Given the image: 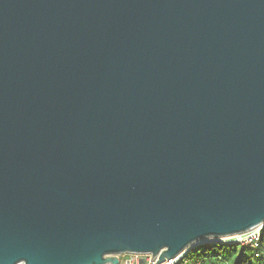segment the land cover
Returning a JSON list of instances; mask_svg holds the SVG:
<instances>
[{"label": "water", "instance_id": "water-1", "mask_svg": "<svg viewBox=\"0 0 264 264\" xmlns=\"http://www.w3.org/2000/svg\"><path fill=\"white\" fill-rule=\"evenodd\" d=\"M261 224L264 0H0V264Z\"/></svg>", "mask_w": 264, "mask_h": 264}, {"label": "built area", "instance_id": "built-area-1", "mask_svg": "<svg viewBox=\"0 0 264 264\" xmlns=\"http://www.w3.org/2000/svg\"><path fill=\"white\" fill-rule=\"evenodd\" d=\"M264 230V224L252 227L244 232L236 233L229 236H223L217 239L207 240L202 243H197L190 248L185 249L173 258L166 259L163 262H157L152 254L148 253H129L120 255L119 264H208L204 259L192 256L196 249L203 245H242L251 249L255 256L259 257L260 251L258 250Z\"/></svg>", "mask_w": 264, "mask_h": 264}, {"label": "trees", "instance_id": "trees-1", "mask_svg": "<svg viewBox=\"0 0 264 264\" xmlns=\"http://www.w3.org/2000/svg\"><path fill=\"white\" fill-rule=\"evenodd\" d=\"M247 250L251 251L250 254L247 253ZM258 250L261 254L259 257L255 256V253L248 247H242L239 251L238 246L235 245H203L199 249H196L192 256L195 259L196 257H200L208 264H222L220 261L221 257L227 261L238 253V256L235 258V264H264V230ZM252 258L255 259V263L252 262Z\"/></svg>", "mask_w": 264, "mask_h": 264}, {"label": "rangeland", "instance_id": "rangeland-1", "mask_svg": "<svg viewBox=\"0 0 264 264\" xmlns=\"http://www.w3.org/2000/svg\"><path fill=\"white\" fill-rule=\"evenodd\" d=\"M242 245H238V250L240 251L241 249H242ZM238 251V252H239ZM250 250H247V253L248 254H250ZM238 254V253H237ZM237 254H235V256L233 257V258H229L227 261L226 260H224L222 257L220 258V261H221V263L222 264H235V258L238 256ZM252 262L253 263H255L256 261H255V259L254 258H252Z\"/></svg>", "mask_w": 264, "mask_h": 264}]
</instances>
